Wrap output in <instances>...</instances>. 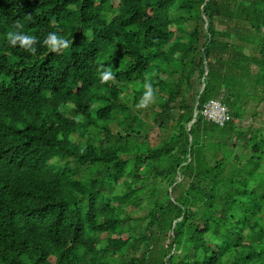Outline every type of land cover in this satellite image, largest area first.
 Instances as JSON below:
<instances>
[{
    "label": "trees",
    "instance_id": "trees-1",
    "mask_svg": "<svg viewBox=\"0 0 264 264\" xmlns=\"http://www.w3.org/2000/svg\"><path fill=\"white\" fill-rule=\"evenodd\" d=\"M72 1L90 9L35 31L86 52L64 68L36 63L30 73L0 35V100L24 98L33 108L0 109V264H264V135L248 136L236 122L245 78L257 90L264 85V23L246 20L237 33L216 23L217 13L240 4L264 18V0ZM46 3L0 0V22L14 10L36 19ZM244 41L257 46L255 55ZM127 62L130 81L116 71ZM240 63L244 72L232 74ZM213 98L229 107L230 122L210 123L199 112L188 132ZM148 107L158 108L153 122L168 132L155 146ZM60 172L89 196V207L31 202L35 193L54 195L48 179ZM174 181L178 189L168 190ZM131 205L144 215L134 218Z\"/></svg>",
    "mask_w": 264,
    "mask_h": 264
},
{
    "label": "bare ground",
    "instance_id": "bare-ground-1",
    "mask_svg": "<svg viewBox=\"0 0 264 264\" xmlns=\"http://www.w3.org/2000/svg\"><path fill=\"white\" fill-rule=\"evenodd\" d=\"M76 9L88 10L90 7L82 2L72 1V0H51V3L43 4L39 7L38 17L36 19L27 20L25 16H22L18 11L14 12L1 20L0 22V35H3L7 39V34L5 29L14 24V22L19 21L23 24V34L29 36H35V31L38 27H45L51 23H65L69 20L74 19L72 12ZM226 16L222 13H217L216 23L224 30L237 33L245 29L246 20L254 23L256 19H260L264 23V18L258 16L252 9H246L241 4L238 10L232 6H227L225 8ZM110 20H115L121 22L120 17L111 16ZM125 32L130 34L131 25L129 21H125L124 25ZM21 30L18 29V32ZM48 37H43L37 39V43L34 44L36 48V54L32 55L24 48L20 47L19 42L16 46H12L8 39V43L11 45L13 52L18 56L27 59L30 64L29 72L32 73L34 70V65L36 63L43 64L46 67H59L64 68L70 63L72 59L79 60L81 56L86 55V52L82 48H67L58 49L54 52L44 44L45 39ZM59 38V37H58ZM161 44H164L163 40L159 38L158 40ZM66 42V41H65ZM90 66L94 71H99L101 68L89 61ZM111 72L112 68H108ZM116 71L118 73L123 72L125 74L126 80L130 81L132 78V72L127 62L124 67L121 64H117ZM43 72H40L42 74ZM5 78V76H3ZM25 92L26 89H21ZM0 109H33L32 105L21 98L14 103L8 100H0ZM40 130V128L38 129ZM176 161L180 160V152L176 151L174 154ZM161 171L164 175L171 177V170L168 166L163 165ZM48 184L53 192V196L45 198L41 194L35 193L29 197L32 203L40 207H67L73 210H77L79 207H89L90 198L85 194L79 187V185L72 179L67 177L63 172H60L56 177L48 179ZM170 191H176L177 185L175 181L170 184L167 188ZM208 219L206 218L205 224H207ZM208 247V245L206 246Z\"/></svg>",
    "mask_w": 264,
    "mask_h": 264
},
{
    "label": "rangeland",
    "instance_id": "rangeland-1",
    "mask_svg": "<svg viewBox=\"0 0 264 264\" xmlns=\"http://www.w3.org/2000/svg\"><path fill=\"white\" fill-rule=\"evenodd\" d=\"M112 3L114 6H117L119 4V0H112ZM244 43L245 52L247 54L255 55L257 53V46L255 44L247 41H244ZM238 70L244 72L243 65L241 63L239 64V66H234L232 74H235ZM238 79L242 80L241 76ZM194 80L197 84L201 82V78L198 72L195 73ZM245 81L250 83L248 84L247 89L243 91L240 100V105L242 108V119L236 122L238 123V127H241L243 130H245L248 136L258 134L260 137L262 134L264 135V85H262L260 89L257 90L254 87L255 80H253V78L252 80L245 78ZM146 109L149 110L146 112V114H143V117L149 124L152 125L148 134V140L151 146H155L160 144L161 141L167 137L168 132L164 127L160 126L158 123L153 122L151 109L158 108L148 107ZM63 110L68 115L73 114V109L71 106L63 105ZM236 152L239 154H250L249 149L246 150L241 146L236 147ZM128 211L134 218L140 217L145 213V209L142 206L136 205L129 206ZM102 236L105 237L106 234H103ZM126 237L127 235L124 234L123 238Z\"/></svg>",
    "mask_w": 264,
    "mask_h": 264
},
{
    "label": "clouds",
    "instance_id": "clouds-1",
    "mask_svg": "<svg viewBox=\"0 0 264 264\" xmlns=\"http://www.w3.org/2000/svg\"><path fill=\"white\" fill-rule=\"evenodd\" d=\"M204 18L206 19V16H204ZM207 24L205 25L207 27L208 25V21L206 22ZM12 28H13V31H9L7 33V39L9 41V43L12 45V46H16L17 45V42H19V45L20 47L24 48L26 51H28L30 54L32 55H35L36 54V48L34 47V44H36L38 41H37V38L34 37V36H29V35H26V34H23V24H21L19 21H16L14 22V24L12 25ZM17 29H20L21 31L20 32H17ZM66 40L62 39V38H58V36L55 34L53 35V33H50L48 35V38L45 39L44 41V44L47 45L51 51H58V49H61V48H67L69 45H68V42H65ZM206 71H209V69L207 68ZM205 75H206V72H205ZM108 76H105L103 81H107L108 80ZM203 82H202V85L204 83V89H205V86H206V80H205V77H203ZM203 89V90H204ZM202 90V86H201V89H200V92L203 91ZM153 95V92H149L147 95L144 96V100H148L151 96ZM219 101L221 102L228 110V113L230 115V118L224 123V124H220L219 122H216L212 119H210L207 115L204 114V110L207 106V104L210 102V101ZM198 106V103H196V107ZM138 107H146V104L145 103H140L138 105ZM201 113L204 117V119L210 123H216L220 126H225L226 124H228L231 120V113H230V109L229 107L223 102V100L221 98H213V99H210L203 107L202 110H196L195 113H194V117L193 119L189 122L188 126H187V131L190 132L191 129H192V126L194 124V122L196 121V117L198 115V113ZM190 140H192V137L190 136ZM172 194V192H171Z\"/></svg>",
    "mask_w": 264,
    "mask_h": 264
},
{
    "label": "built area",
    "instance_id": "built-area-1",
    "mask_svg": "<svg viewBox=\"0 0 264 264\" xmlns=\"http://www.w3.org/2000/svg\"><path fill=\"white\" fill-rule=\"evenodd\" d=\"M204 114L220 124H224L230 118L227 108L221 102L214 100L207 104Z\"/></svg>",
    "mask_w": 264,
    "mask_h": 264
},
{
    "label": "water",
    "instance_id": "water-1",
    "mask_svg": "<svg viewBox=\"0 0 264 264\" xmlns=\"http://www.w3.org/2000/svg\"><path fill=\"white\" fill-rule=\"evenodd\" d=\"M207 24V23H206ZM208 73V71H206V74ZM204 80V79H203ZM204 89V83H203V85H202V90Z\"/></svg>",
    "mask_w": 264,
    "mask_h": 264
}]
</instances>
